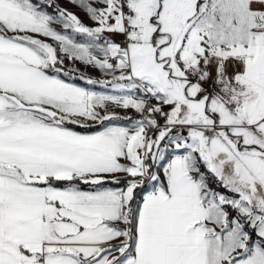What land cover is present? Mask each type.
Masks as SVG:
<instances>
[{
	"label": "snow or ice",
	"instance_id": "obj_1",
	"mask_svg": "<svg viewBox=\"0 0 264 264\" xmlns=\"http://www.w3.org/2000/svg\"><path fill=\"white\" fill-rule=\"evenodd\" d=\"M70 2L0 0V264H264V0Z\"/></svg>",
	"mask_w": 264,
	"mask_h": 264
},
{
	"label": "rangeland",
	"instance_id": "obj_2",
	"mask_svg": "<svg viewBox=\"0 0 264 264\" xmlns=\"http://www.w3.org/2000/svg\"><path fill=\"white\" fill-rule=\"evenodd\" d=\"M56 3L60 6V7H63V8H66L68 9L69 11H72L74 12L86 25L88 26H96L95 25V22L92 21L88 14L80 7H78L77 5L75 4H72L70 2V0H56ZM94 6H101L100 4H95ZM58 28H62V26L60 25H57ZM64 34L66 35H69L70 37H72L73 39H75L77 42H80V43H87L88 42V38L83 36V35H80V34H76V33H73L71 32V30H68L67 32H64ZM107 35V34H105ZM49 42H51L49 40ZM61 56H63V54H61ZM64 67L68 68V69H77L78 70V73L79 74H83L85 76H90L92 77L93 79H104V75L103 73L94 68V67H91V66H88V65H85L83 62L81 61H72V60H69L67 58L64 59ZM110 79V77H108ZM89 87L91 90H94V91H103V92H111V89H104L103 87L97 85V86H87ZM120 114L121 117H124V116H129V117H133V118H136L138 116L137 113H135L134 110H122V109H118L117 110ZM122 123L124 125H127V121H122Z\"/></svg>",
	"mask_w": 264,
	"mask_h": 264
},
{
	"label": "trees",
	"instance_id": "obj_3",
	"mask_svg": "<svg viewBox=\"0 0 264 264\" xmlns=\"http://www.w3.org/2000/svg\"><path fill=\"white\" fill-rule=\"evenodd\" d=\"M50 12L51 11H53V9H48ZM66 68V67H65ZM66 69H68V68H66ZM73 75H77V73H73ZM73 82H75V83H77L78 85H80V86H86L85 85V82L84 81H82V80H79L78 78L75 80V81H73ZM87 86H89V85H87ZM77 130H79V129H77ZM214 187H215V185H213ZM221 192H225L226 194H229V195H231V193H227V190L226 189H223V188H220L219 189Z\"/></svg>",
	"mask_w": 264,
	"mask_h": 264
},
{
	"label": "built area",
	"instance_id": "obj_4",
	"mask_svg": "<svg viewBox=\"0 0 264 264\" xmlns=\"http://www.w3.org/2000/svg\"><path fill=\"white\" fill-rule=\"evenodd\" d=\"M107 35H108V34H107ZM107 35H106V36H107ZM121 39H122V38H121Z\"/></svg>",
	"mask_w": 264,
	"mask_h": 264
}]
</instances>
